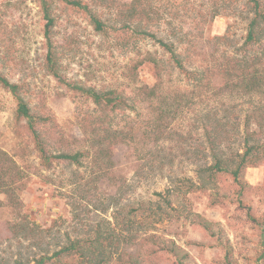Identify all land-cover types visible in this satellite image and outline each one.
<instances>
[{"label": "rangeland", "instance_id": "374dc122", "mask_svg": "<svg viewBox=\"0 0 264 264\" xmlns=\"http://www.w3.org/2000/svg\"><path fill=\"white\" fill-rule=\"evenodd\" d=\"M81 1H86L110 29L106 34L96 33L81 10L54 2L53 41L61 57L62 79L70 86L116 89L129 97L135 111L118 115L114 124L125 126L131 131L130 137L126 143L111 144L112 167L99 154L93 155L100 147L97 128L91 125L94 105L44 68L40 0H0V71L11 82L23 85L32 112L47 120L37 129L52 154L89 151L81 166L53 160L46 168L24 122L15 123L14 99L0 86V151L19 172L15 188L23 204L18 211L0 193V259L4 261L17 252L18 244L7 240L1 227L17 222L20 216L51 230L44 247L52 250L66 237H85L104 219L123 228L127 221L137 219L141 201L158 199L154 193L165 195L172 185L182 188L176 180L193 177V165L175 149L177 142H153L154 121L161 114L164 127L189 135L188 143L196 147L204 141L200 128L203 115L227 117L230 124L239 123L236 144L242 145L248 98H237L220 89L225 81L217 71L226 49L213 41L228 30L234 46L230 51L242 45L246 23L238 16L241 0H150L155 12L153 33L157 37L169 35V41L180 45L177 51L190 58L186 60L188 70L206 71L197 86L166 63L168 55L157 43L149 39L138 42L139 53L150 52L162 61L161 87L158 96L150 100L139 96L138 89L152 87L157 79L149 66L137 67L135 75L131 74L138 54L116 29L120 25L118 10L130 0ZM253 97L261 99L259 95ZM236 104L241 110L234 109ZM241 182L247 185L242 190L230 176H219L218 187L225 197L222 205L212 206L209 193L185 196L192 211L213 224L210 232L188 221L160 225L158 233H164L165 240H172L181 255H187L186 264H264V162L245 168ZM183 190L170 197L177 209L185 203L178 196ZM110 196H119L118 210L111 207L104 212L103 204ZM126 251L133 254L137 249ZM174 259L172 254L160 251L153 261L174 264Z\"/></svg>", "mask_w": 264, "mask_h": 264}, {"label": "trees", "instance_id": "16d2710c", "mask_svg": "<svg viewBox=\"0 0 264 264\" xmlns=\"http://www.w3.org/2000/svg\"><path fill=\"white\" fill-rule=\"evenodd\" d=\"M54 2L81 10L96 33L106 34L110 27L102 21L86 1L40 0L46 50L44 68L49 75L57 78L85 99H89L94 105V120L91 125L97 128L100 147L93 151V155L99 154L106 159L110 167L111 144L126 143L131 132L127 131L125 126L118 127L117 122L114 124L115 118L118 115L125 116L126 111H135V105L129 97L116 89L97 90L94 87L70 86V83L62 79L61 57L58 46L53 41V28L56 23L53 11ZM240 6L239 19L246 23L242 45L230 51L234 46L228 30L222 36L214 37L213 41L232 54L230 55L225 50V60L218 68L217 74L225 81L220 89L235 94L237 98L244 96L248 98L245 101L248 108L246 107L247 112L243 118L242 145L240 142L236 144L239 136V123L230 124L227 117L218 118L216 113L203 115L200 119V128L204 141L196 147L188 143L189 135L184 136L178 132H172L169 127H164L163 114H161L154 121L153 142L156 144L165 140L177 142L175 149L181 150L186 160L193 165V177L184 176L176 180V183L182 184L184 189L183 194L178 195L182 196L185 201L181 209L172 205L174 199L170 197L182 188L172 185L166 188L165 195L154 193L158 199L148 198L141 201L137 209L138 216L135 215L137 219L134 222L127 221L123 228H117L110 220L104 219L102 224H98L86 233L85 237L75 239L66 237L64 243L52 250L44 247L46 234H49L51 230L43 229L27 216H20L17 222H8L1 227L5 231L7 240L18 244V250L10 259L5 261L0 259V264H158L156 260L155 262L153 260L160 251L172 254L175 258L174 264H186L187 255H181V249L172 240L169 242L165 240L164 233H158L160 225L188 221L210 232L213 224L199 213L192 211L191 204L186 201L185 196L196 192L209 193L212 206L222 205L225 197L218 187L219 176H230L242 190L244 186H247L241 182L243 170L247 167H256L264 162V0H241ZM154 14L150 0H130L120 6L118 10L120 25L116 28L123 35L125 42L133 45L134 49L131 50L138 54L131 74L135 75L137 67L149 66L157 79V83L152 87L143 85L138 89L139 96L148 100L158 96L163 79L162 61L156 59L150 52L139 53L138 42L149 39L157 43L168 55L166 63L187 80L196 83L197 86L206 75V71L203 74V71L187 69L186 60H190L189 56L177 51L180 45L169 41V35L157 37L153 33ZM0 86L14 99L16 103L15 123L21 125L24 122L41 162L46 168L53 160L81 166L82 160L89 156V151L52 154L45 138L37 129V126L46 124L47 120L42 115L32 112L22 84L11 82L0 71ZM256 95L261 96V99L256 100L253 97ZM234 109L241 110L238 104L234 106ZM164 135L166 136L163 137ZM165 166L166 164L163 168ZM18 173L15 164L6 153L0 151V193L6 195L11 207L19 211L23 204L19 198L18 189L15 188L19 180ZM118 197L110 196L106 199L102 210L105 212L111 207L116 209ZM186 202L187 205H185ZM69 207L72 212V205L69 204ZM114 218L116 216L112 217L113 220ZM261 230L264 231L263 225ZM157 244L159 247L156 246ZM130 248H136L137 252L127 253L126 250Z\"/></svg>", "mask_w": 264, "mask_h": 264}]
</instances>
